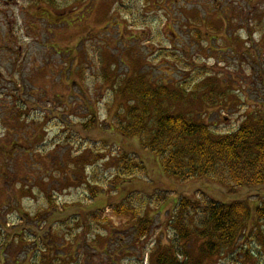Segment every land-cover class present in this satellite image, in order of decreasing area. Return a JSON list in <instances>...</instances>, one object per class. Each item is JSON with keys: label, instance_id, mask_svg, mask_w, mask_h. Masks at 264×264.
Masks as SVG:
<instances>
[{"label": "rangeland", "instance_id": "obj_1", "mask_svg": "<svg viewBox=\"0 0 264 264\" xmlns=\"http://www.w3.org/2000/svg\"><path fill=\"white\" fill-rule=\"evenodd\" d=\"M161 87L215 136L264 116V0H0V264H264V185L180 183L121 134ZM183 198L246 202L241 239L204 252Z\"/></svg>", "mask_w": 264, "mask_h": 264}, {"label": "trees", "instance_id": "obj_2", "mask_svg": "<svg viewBox=\"0 0 264 264\" xmlns=\"http://www.w3.org/2000/svg\"><path fill=\"white\" fill-rule=\"evenodd\" d=\"M154 92L146 93L139 98L137 105L131 106L128 123L121 134L128 137L139 135L142 145L160 157L167 176L180 183L205 176L214 177L215 181L225 185H264V116H249L237 130L215 136L207 124L157 106L160 96L167 93L174 99L175 93L170 94L166 87ZM153 105L155 110L151 113ZM178 209L183 215L191 209H201L202 225L194 229V234L203 240V251L210 255L236 245L251 217V209L243 201L223 203L209 199L194 203L183 198ZM123 210L126 207L121 206L118 212L123 214ZM256 211L259 220L264 222V201ZM180 226L185 227V223L181 222ZM263 226H258L255 231ZM181 233L183 237L189 236L184 229ZM171 260L174 263V259ZM170 261L163 255L159 258V264H170Z\"/></svg>", "mask_w": 264, "mask_h": 264}]
</instances>
